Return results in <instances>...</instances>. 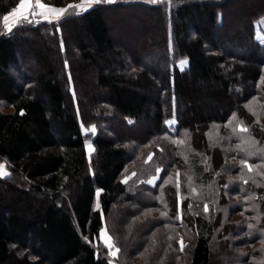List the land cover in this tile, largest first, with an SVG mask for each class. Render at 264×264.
<instances>
[{
    "label": "trees",
    "instance_id": "obj_1",
    "mask_svg": "<svg viewBox=\"0 0 264 264\" xmlns=\"http://www.w3.org/2000/svg\"><path fill=\"white\" fill-rule=\"evenodd\" d=\"M42 1L0 28V264H113L104 226L115 264H264V0Z\"/></svg>",
    "mask_w": 264,
    "mask_h": 264
},
{
    "label": "rangeland",
    "instance_id": "obj_2",
    "mask_svg": "<svg viewBox=\"0 0 264 264\" xmlns=\"http://www.w3.org/2000/svg\"><path fill=\"white\" fill-rule=\"evenodd\" d=\"M148 1H150V0H148ZM20 3H21V0L10 11H8L7 13H5V14H3V15L0 16V28L2 30L7 31V30L11 29L12 27L16 26L20 21H28V20H33V21L34 20H38L39 21V20H43V19H45V20H48V19L58 20L52 14H47V19H46L45 18V15H42L41 13H45V10L48 9V8H57V9L64 8V9H67L65 6L55 7L53 4L44 3L42 0H40V3H43L45 5V9L37 8L36 7V0H24V3L27 4L28 6L26 8H24V9H20ZM81 3H82V1H80V2H78L76 4H81ZM13 9H18V13L15 16L13 15ZM33 12L35 13V15H32ZM5 15H8L9 16V21L7 23V26L5 25V22L3 20V17ZM25 15L28 16V20H24L23 19V17ZM62 15H60V17ZM112 16L118 17V19L116 18L117 21L116 20H113L114 21V25H115V28H114L115 33H117V31H118L119 35H121L122 37H125V39L127 37L126 35L129 32H131V33L134 32V33H137V34L140 33V34H144L145 36H147L148 33H149L148 31H145V29H142L140 31V28L143 26L144 23H142L141 21H139V19H137V17H140L141 15L135 16V14H133V12L131 10H116V11H113L112 12ZM147 24H145V25L147 26ZM114 31L112 30V32H114ZM256 34H257V37L258 38H264V32L258 26L256 27ZM23 69H24V67L21 68V71ZM88 76H89V74L87 73V77ZM84 102L87 103L88 102L87 99H85ZM251 103H253V108L255 109V105H256L257 101L253 100ZM251 103L249 105L250 107H251ZM93 126L95 127L94 122L92 124H90V125H87V126L84 125L83 128H82V130L85 133V129H90ZM87 134H90L91 137L93 135L90 131ZM91 137L87 138L86 141H89L91 143V145H92ZM87 151L90 154L93 151V146H92L91 150H89V148L87 147ZM0 164L5 165V168L3 169V171H6L8 173L7 176L0 175V177H8L11 174L10 173L11 170H10V167H9L7 161L3 160V161L0 162ZM154 176H158V174H155V175L150 176L147 180L152 179ZM21 178H23V177H21ZM17 185H19L20 188L27 187L26 186L27 183H25V182H21L20 184H17ZM5 188L6 187L4 186L3 189H5ZM0 193H1V196L3 198H6V199L10 195L7 191H0ZM113 216H111L113 218V220L115 218H117V217H113ZM123 219H124V217H123ZM115 220H117V219H115ZM110 234H111V232L108 231V229H107L106 226H104L102 228L100 238H101L103 244L105 246L107 245L106 247L108 248L109 254L112 257L111 258V261H112L113 264H115L116 261L114 260V258L117 255L118 248H117V246H115L114 237L112 238V236ZM137 239H134L133 244L134 243L136 244V243L142 241V238L141 239L137 238ZM132 246H134V245H131L130 247H132Z\"/></svg>",
    "mask_w": 264,
    "mask_h": 264
},
{
    "label": "snow or ice",
    "instance_id": "obj_3",
    "mask_svg": "<svg viewBox=\"0 0 264 264\" xmlns=\"http://www.w3.org/2000/svg\"><path fill=\"white\" fill-rule=\"evenodd\" d=\"M112 3L114 2V0H82V3L81 4H75V5H69L68 8H71V9H76L77 11L75 12L76 15H79L81 14L82 12L84 11H87L88 9H90L92 7V5L94 4H99V3ZM151 2H156V0H151ZM28 5L24 3V0H21V3H20V9H24L26 8ZM36 7L37 8H40V9H45V5L43 3H40V0H36ZM65 12H67V9H64V8H48L45 10V13H41L42 15H45V18L47 19V14H52L56 19H58L60 17V15L64 14ZM18 13V9H13V15L15 16L16 14ZM32 15H35V13L33 12ZM24 20H28V16L25 15L23 17ZM3 20L5 22V25L7 26V23L9 21V16L8 15H5L3 17ZM29 23H31V20H28ZM48 23H53V20L52 19H48L47 20ZM11 29H9L10 31ZM186 61L184 60H181L180 61V65L178 66V70L179 71H185L186 70ZM132 121H129V123H131ZM166 124L169 126V128H172V126L174 124H176V120L175 118L171 119V120H168L166 121ZM174 131V129H172ZM91 132L92 134H95L96 133V128L93 126L92 128L90 129H85V134L87 135L88 132ZM241 131H247L246 128H241ZM182 143V141H181ZM86 145L87 147L89 148V150H91L92 148V145L89 141H86ZM241 164H245V161L242 160L241 161ZM5 168V165L3 164H0V175L2 176H7L8 173L6 171H3V169ZM249 168H251V166L249 165ZM159 171V170H158ZM132 175H135V173H133ZM128 177L125 178V180L123 181L124 183H127L128 181ZM159 179L158 176H154L152 179H149L147 180V183L149 185H155V182ZM169 180L171 179V177L169 176L168 178ZM165 183H167V181H165ZM245 183H247V181H245ZM225 187H227V185H225ZM101 195V190H97L96 192V197H97V207H99V197ZM189 207L191 208V205H189ZM204 211L207 212L208 209H207V206H205L204 208ZM161 215H166V213H161ZM249 228L252 227V225H249L248 226ZM169 239H171V237H169ZM180 245H181V250L183 249L184 245H183V240L181 239L180 240ZM107 246V245H106Z\"/></svg>",
    "mask_w": 264,
    "mask_h": 264
}]
</instances>
